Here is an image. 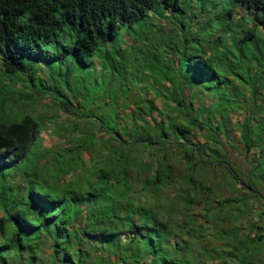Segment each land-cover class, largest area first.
Returning <instances> with one entry per match:
<instances>
[{
	"label": "trees",
	"instance_id": "trees-1",
	"mask_svg": "<svg viewBox=\"0 0 264 264\" xmlns=\"http://www.w3.org/2000/svg\"><path fill=\"white\" fill-rule=\"evenodd\" d=\"M191 1L0 0V264H259L264 211L253 221L254 204L196 195L225 189L211 182L217 167L242 189L255 184L234 169L264 183V127L249 117L264 94V0H194L190 11ZM212 91L248 115L237 148L245 170L208 144L225 147L201 101ZM93 100L103 107L88 111ZM46 119L58 139L42 145ZM198 204L204 218L209 206L228 212L195 223ZM244 215L251 234L226 230Z\"/></svg>",
	"mask_w": 264,
	"mask_h": 264
},
{
	"label": "rangeland",
	"instance_id": "rangeland-1",
	"mask_svg": "<svg viewBox=\"0 0 264 264\" xmlns=\"http://www.w3.org/2000/svg\"><path fill=\"white\" fill-rule=\"evenodd\" d=\"M195 9V1L192 0L189 3V10L193 11ZM241 14V10L236 7V10L234 11V15L232 20H236L237 16H239ZM159 23V24H163V27H166L167 25L160 19H154V23ZM217 31V30H216ZM125 41H128L129 39L125 36L123 38ZM85 68L84 69H77L75 72H77V77L75 76V82L74 84L77 85L78 87L83 86L84 82L82 80V75L85 72ZM27 74H29L30 76L33 75V72L27 71ZM94 76H97L94 74ZM33 78H35V75L32 76ZM31 77V78H32ZM96 81H93V85H100V76H97ZM73 79H71L72 81ZM148 85H145L147 87H145V89L143 90L146 94V97L148 99L149 102V106H150V113L153 116H159L158 111L160 109V106L162 104V101L160 99L159 96H155V93L153 91V88L156 87V83L155 80H153L152 78H148ZM80 84V85H79ZM141 86H144V82L140 84ZM222 90L227 91L225 88H221ZM204 95V96H203ZM203 100H201L203 102V104L209 103V114L213 117V126L215 127V130L220 134V143H222V145L225 147L221 148L219 146H215L214 142H208L210 148L217 150L218 152L223 153L225 151L226 155L230 156V159H233L235 161L236 165H240L242 170H245L246 168H248L249 163L248 160L249 158L247 157H242V155H240L237 152V148L240 146V142H239V125H240V121L242 120L243 117H247L248 115H245L246 112L243 111L242 106H239L237 109V106L239 105V102H237L238 100L234 98L233 101H231L229 94L224 93V94H219L215 91H212V94H205L203 93ZM206 95V96H205ZM230 99V101H229ZM40 100V99H38ZM94 101V102H93ZM93 104L89 103L87 105V107H89V110H92L93 107L97 104V102L95 100H93ZM104 101L100 102L98 105L95 106V109L100 110L103 106ZM257 104H258V110H254L252 113H249V117H250V122L253 124H260L262 127H264V94H261L258 97L257 100ZM233 106L234 108H228L229 106ZM195 102H194V106L192 107L194 110L192 113L195 114ZM228 106V107H227ZM250 106V105H249ZM99 107V108H98ZM128 108V107H127ZM127 108H122L120 107V109L117 111L116 110V114L115 116L118 114L120 115V117L123 116V114L125 113V111H127ZM158 110V111H157ZM63 116L61 114V112L58 113V118H56V121H62ZM44 124L46 125V128L43 130V126L41 127L40 131H39V135L41 138V143L42 145L45 143H47V141H49V143H54L58 138L57 137H53L50 138V129L51 127H55L56 124L52 119H46ZM223 126H225V128H222ZM224 130L226 131V136L224 133ZM49 133V134H48ZM189 133H191V139L195 138L198 142H202L204 141L203 139H208L207 137V133L203 130V131H198L197 129H190ZM50 138V139H49ZM261 138L264 139V132L261 134ZM264 144V143H263ZM223 149V150H222ZM220 150V151H219ZM260 154L262 156V159H260V163L261 166L264 167V151H260ZM259 154V155H260ZM145 155H148V152L145 153ZM182 167V166H180ZM178 166V168H180ZM218 169H216V173L214 174V176L211 179V182L213 183V185H217L218 186H222L225 187V189L223 191H219V190H215L213 193H208L206 189H204L203 187L199 188L197 190V198H201V197H206L207 199H220L223 197H235V199H238L239 204L240 203H245L243 206L244 207H250V205L253 207H256L257 210L255 211H251L248 212L246 214V216H248L251 220L256 221L257 219H259V221L261 220V216L263 215L262 211H264V183L260 184L258 183V185H256L255 181V175H251L249 178L247 177V173H240L238 171V169H234L236 170L237 176L240 177V179H242V181H249L250 183H254V185H250L251 187H249L248 189H242L240 187H237V185L235 184L236 182L234 181L233 178H231V176L226 173V172H222L221 169L219 167H217ZM207 172V168L205 170ZM214 171V172H215ZM235 174V173H234ZM192 175H195V170L192 173ZM172 186L177 187V184H173L171 186H167L165 187V189H163V193H165V195L167 196V198L165 197L164 199L161 200V202L163 204H167V199L170 198L173 193H175V191L173 190ZM211 204V203H210ZM201 204H198L196 206L192 207V212H195V223H203V224H208L210 223V219H212L214 217V215L216 213L218 214H225V212H228V206L227 204L224 205L223 207L217 208V207H213L209 206L208 210L206 212V217L209 220H204L206 219V217L204 218V210L201 209ZM245 215L243 217H240L243 221V223H237L235 222V224H228L227 226L231 225L230 227L226 228V230H231L232 233L238 232V235L242 234V233H249L251 234V232H248L249 229L246 228L247 227V223L246 221H244ZM185 218V216L181 215L180 213L174 214L173 215V220L175 222V224L180 223L183 219ZM238 219V217H236ZM236 221V220H234ZM239 221V220H238ZM262 221V220H261ZM214 222V221H213ZM245 222V223H244ZM219 223V222H216ZM212 224V223H210ZM220 226V223L218 224ZM217 225V226H218ZM223 226H225L224 224H221ZM238 225H242L243 227L237 228ZM173 228H176L173 226ZM230 228V229H229ZM242 228V229H241ZM241 229V230H240ZM214 233V231H210V229H206L204 230V235L207 236L206 238H208L209 240H211V235ZM203 242H201L199 245H202ZM257 262L259 264H264V246L262 247V250L258 253V258H257Z\"/></svg>",
	"mask_w": 264,
	"mask_h": 264
}]
</instances>
